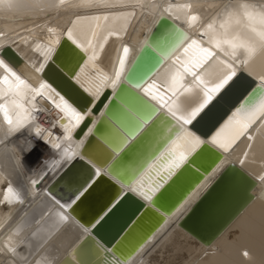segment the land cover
Segmentation results:
<instances>
[{"label": "bare ground", "instance_id": "1", "mask_svg": "<svg viewBox=\"0 0 264 264\" xmlns=\"http://www.w3.org/2000/svg\"><path fill=\"white\" fill-rule=\"evenodd\" d=\"M81 3L82 0H66L63 5L56 7L59 0H14L15 6L7 9L4 7V0H0V45H13L8 53L13 57L14 70L22 79L32 83L25 73H30L33 66H38L39 62H42V56L49 45L55 49L53 61L73 79L74 73L79 71L76 67L77 63L83 66L81 57L87 58L91 52L86 54L74 52V46L66 39L59 47L55 44V40L61 41L65 30L69 27L73 28L74 34L81 41L91 38L93 30L96 31L93 40L94 51L102 64H109L115 54L111 70L106 69L97 60L88 61L85 73L80 79L82 82L99 83L101 77L113 75L122 55L123 45L126 43L131 49L126 62L127 70L148 35L155 28L162 12L188 33L189 43L191 39H197L204 47H209L208 41L213 34L208 33L203 37L199 34L201 31H206L207 23L215 21L217 30L223 31L219 29L221 23L227 22L231 27H236L239 16L234 15L229 18L227 12L236 13L238 5L246 3L250 6V10L255 12L264 10V0H108V6L95 4L76 6ZM169 3L193 4L201 17L200 21L195 26H189L181 10L172 11L171 15H168L165 9ZM204 7H207V11ZM102 14H107L108 19L97 21L95 17ZM177 16L179 19H175ZM97 23L100 25L98 29H96ZM245 23L240 19L239 28L243 29ZM49 28L52 29L51 32L48 31ZM113 32L117 35H110ZM197 55L199 53L193 50L184 56L181 48L171 59L167 61L163 59L158 70L156 69L149 76L150 78H146L145 86L156 81L158 85L167 88L163 82L162 72L170 67L176 70L178 65L173 63L175 56L189 59ZM238 55L241 59H247L243 53ZM217 56L223 58L219 52ZM22 69L24 71H21ZM223 72V65L219 64L217 59L211 60L201 70L209 86L211 82L217 81L218 75H222ZM240 72L243 74L238 75V78L217 94L211 102H215L218 96L235 82H241L242 86L236 88L233 93L234 105L228 111L230 115L217 130L205 139L192 129L204 112L194 122V126H191V130L201 139L210 140L238 107L250 106L249 94L259 84L257 75L264 73V51H261L244 69H238V73ZM183 83L187 87L191 83V77H186ZM36 86L33 84V87ZM3 87L5 86L0 85V89ZM172 87L178 88V102L189 110L191 109L189 102L201 93H184L182 88L173 83ZM107 89H111L110 81L101 88V95L98 98L86 93L87 96L83 100L86 108L78 110L90 112L91 118L86 121V127L81 125L83 131L78 129V135L76 132L73 133L71 140L65 139L63 135V125L60 123L63 113L54 105L45 104L41 98L32 100L29 95L26 107L32 105L38 109L41 106V112L32 113V116L28 117L30 128L22 129L21 133H15L11 137L5 136L9 126L0 113V249L9 239L13 244L23 241L24 247L23 250H18V256L26 259L17 258L15 264H36L42 257H46L49 264H264V182H247L244 186L237 176L236 167L226 173L210 190L202 201L197 215L180 224L182 218L228 164L232 162L238 164L251 177L264 175V116L251 127L249 134L253 137L252 140L247 139L246 136L242 137L228 151L213 145L222 155L208 173L204 174L199 171L197 165L188 162L189 167L185 166L180 172L183 177L186 175L185 182L181 185L177 184L171 194V198L180 201L178 206L174 210L163 207L170 214L160 213L164 221L142 239L127 258L122 260L114 254L112 258L105 257V248L93 236L90 239L87 237L90 226L84 225L68 212L66 214L71 216L72 222L57 224L52 202L46 193L50 191L57 199L63 197L62 203L70 202L67 198L88 179L90 175L88 160L80 152L83 145L78 148L77 144L88 140L87 129L93 128L100 116V113L93 112V109ZM259 96L260 92L257 91L252 99L258 100ZM3 102L4 100L0 99V103ZM20 102L24 103V101ZM32 120L35 126L31 123ZM37 126L42 130V135L45 132L52 134L53 139L61 145L59 150L50 149V145L46 146L41 142L40 137L32 130ZM32 146L34 149L29 152ZM65 149L69 153L78 152L84 160L81 161L79 157L74 156L70 160L62 161L61 156ZM245 153H247L246 163L242 166L240 160L245 159ZM110 155L112 156L113 153L101 152L99 160H109ZM193 159L200 165L208 162L212 164L214 160L208 153L203 156L202 152ZM53 161L61 166L53 170ZM167 162V157L161 159L157 165L159 172L153 169L145 176L144 190L150 189L161 180L165 175ZM45 172L48 173V178L39 189L33 188L29 181ZM143 174L142 172L141 175ZM5 177L13 187L21 191L25 200L23 205L4 203V196L7 195ZM139 178L140 176L137 179ZM122 187L124 191L128 190L126 185L123 184ZM103 213L101 212L91 224H94ZM33 233H36V236H33ZM41 244H44L43 248ZM244 251L249 252L248 257L242 255ZM0 264H13V259L0 253Z\"/></svg>", "mask_w": 264, "mask_h": 264}, {"label": "snow or ice", "instance_id": "2", "mask_svg": "<svg viewBox=\"0 0 264 264\" xmlns=\"http://www.w3.org/2000/svg\"><path fill=\"white\" fill-rule=\"evenodd\" d=\"M65 2L66 0H59V4L56 5V7L63 5ZM93 4L108 6V0H82V3L76 6H92ZM14 6V0H4L5 8L11 9ZM175 10L184 12L185 22L189 26H195L201 19L199 13L191 3L178 5L169 3L165 12L171 15L172 11ZM234 15L239 16V19L236 20L235 28L231 27L226 22L219 25V29L223 31H218L216 22L212 21L207 23L206 31H201L199 33L202 37L208 35V33L213 34L212 38L208 41L209 47H204L201 41L197 39H191L189 43L190 37L188 33L179 28L174 21H169L167 23V28L168 36L171 38V44L166 49L159 48V45H157L159 53H157L155 49L152 51V57L149 59V62L155 60L158 63L160 62L161 54L164 61H167L181 48H183L184 56H187V54L193 50L199 53L195 58L189 59H182L181 56H175V60L173 61L175 65H178L175 73L171 77L173 85H178L179 88L183 89L184 93L202 92L203 94V99L198 106L192 107L190 110L178 102L177 87L170 86L164 88L163 85H158L156 81L147 83V86H145V76L135 70V66L140 64L143 58L141 53L137 54L138 59L133 61V66L126 70V62L131 51L127 43L123 45L122 55L119 57L118 66L115 67L112 76L101 77L99 83L82 82L80 77L85 73V67L88 61H95L98 58L94 51L95 46L93 44L96 31L93 30L91 38L81 41V39L74 34L73 28L69 27L65 30L64 38L74 46V52L85 54L91 52V55L87 58L81 57L83 66L77 63L76 67L79 68V71L74 73L73 79L75 83L89 96L98 98L101 95V88L110 81V88L116 90L115 95L120 97L124 104L128 105V109L115 104L109 108V114L123 128L124 133H126L122 134L116 129H111L109 131L108 137L106 138L113 144L116 153H120L121 149H125L126 146L127 151L131 152L145 137L156 131L161 124H164L166 130L172 132L174 136V138L169 137L170 143L166 141L168 146L163 147V150L160 151L158 155L154 156L151 162L145 165L147 171L141 168L136 173V175L140 176L139 179H136V176L128 175L123 164V158L116 159L115 162L110 165L109 172L119 177L120 180L126 181L128 191L124 192V187L118 189L116 195L113 197L114 203L113 201L109 202L112 207L108 209L106 215L115 210V208L122 203L123 199H126L128 195L133 193L138 194L145 200L152 201L153 195L163 187L164 181L171 179L175 174V170L180 169L181 166L188 161V158L193 153H196L198 149L203 150L207 148L208 144H212L224 151H228L241 137L246 136L249 140L253 139L249 134L250 129L260 117L264 116V73L257 75L259 84L257 88L253 89L252 93L249 94L250 106L241 105L238 107L232 116L228 118L226 123L211 136L210 140L205 141L201 139L200 136L196 135V133L191 130V126H194V122L197 121L201 113L214 100L215 96L237 79L238 75L243 74L242 72L238 73V69H244L261 51H264V10L260 12L252 11L250 10V6L245 3L237 6L236 13L231 11L227 12L229 18H232ZM79 18L80 17H77V19ZM95 19L97 21L101 19L107 20L108 15H97ZM175 19H179V16ZM240 19L246 22L243 29L239 28ZM165 21H167V16L162 12L157 23H163ZM99 27L100 25L97 23L96 29ZM48 31L51 32L52 29L49 28ZM110 35H117V33L113 32L110 33ZM55 44L60 45L61 41L57 39L55 40ZM144 44L148 48L152 47L147 39ZM12 46L13 45H0V70H2V74H0V85L5 86L0 89V99L4 100L3 103H0V113H2L5 122L9 126L5 136L11 137L15 133H21L22 129L31 127L28 117L31 115L32 111H39V109H29L26 107L30 95L32 100L41 98L45 104L54 105L59 112L63 113L60 117V123L63 125V135L65 139L71 140L74 132L78 135V129L83 131L81 125L86 127V121L91 118V113L88 111H79L77 107L73 106V103H70L69 99L65 98V95L61 94V92L53 86V83L50 82L49 79L44 78L47 76L50 63L53 61L55 49L49 45L42 56V62H39L38 66H33V70L30 73H25L32 81V83H29L28 80L22 79L21 75H18L17 71L14 70L12 66L13 57L10 56L7 51V49ZM213 49H215V51ZM217 52L222 54V59L217 56ZM238 53L245 54L247 59H241ZM213 59H217L218 63L223 65L224 72L217 81L211 82V86H209V82L205 80L201 70ZM230 60L231 62H229ZM21 71L24 70L22 69ZM93 71H95L94 68ZM186 77H191V83L187 87H185L183 83ZM33 84L37 86L33 87ZM132 89H136V91L133 92ZM141 90L142 95L139 94ZM257 91L260 92V96L258 100H253L252 98L255 97ZM127 93H132L134 95L135 103L129 102L128 96L126 95ZM20 101H24V103ZM41 132L42 130L38 126L34 128V133L36 136L40 137L41 142L45 143L46 146L50 145V149H60L61 145L53 139L50 132L44 135H42ZM87 133L91 135L93 133V128H88ZM137 137H139V139H136ZM83 144L84 141H80L77 147L79 148ZM33 149H29V152ZM74 156L79 157L81 161L84 160V157L80 156L78 152L69 153L67 149H65L64 154L61 156V160L67 161ZM165 157H167L168 160L165 175L150 189L144 190L145 176L149 175L153 169L159 172L157 165L159 161ZM246 157L247 153H245V159L240 160L242 166L246 163ZM109 158H112V156L110 155ZM93 160H96L101 166L107 163V160L101 161L95 156L87 161L90 175L88 179L67 198L70 202L62 203L61 199H64L63 197L57 199L50 191L46 193L52 202L53 214L56 217L58 225L72 222L71 216L66 214V212L69 210L74 211L78 202L93 188L97 181L105 176L101 168L95 166ZM60 166L61 165L57 164L56 161H53V170ZM142 172L144 173L143 175H141ZM93 176L96 178L95 180L92 179ZM47 178L48 173L45 172L38 178L31 179L29 183L33 188L39 189ZM245 179L249 183H255L257 181L264 182V175L251 178L245 176ZM89 181H91V183H89ZM5 184L7 195L4 196V203L6 205H23L25 200L21 191L13 187L12 184L7 181L6 177ZM121 193H124V195L121 196ZM72 197L75 198L73 199ZM116 197H120V199H116ZM104 218L106 217H101L96 220L94 224H90L89 226L95 229L103 222ZM85 231H87V229H85ZM18 234L19 233H17V235ZM33 236H36V233H33ZM88 237L89 239L91 238V233H88ZM45 243H47V241ZM23 247V241L13 244L11 239H9L8 243L0 249V253L11 256L13 264H15L17 258L21 260L26 259V257L18 256V250H23ZM43 247L44 244H41V248ZM242 255L248 257L249 252L244 251ZM36 264H49V262L46 257H42Z\"/></svg>", "mask_w": 264, "mask_h": 264}, {"label": "water", "instance_id": "3", "mask_svg": "<svg viewBox=\"0 0 264 264\" xmlns=\"http://www.w3.org/2000/svg\"><path fill=\"white\" fill-rule=\"evenodd\" d=\"M169 21L172 20L167 18V21L163 23H156L155 28L147 38L148 43L152 47L148 48L143 44L138 51V53L142 54L143 58L140 64L135 66V70L141 75H144L145 80L153 74L163 62L162 54L159 63L155 60L149 62V59L152 57L153 49L159 53V48H167L171 44V38L168 36L167 28V23ZM179 28L181 27L179 26ZM63 40H65L64 36L62 37L61 42ZM157 45H159V48ZM9 50L10 48L7 49V51ZM137 54L133 61L138 59ZM114 55L109 64H102L98 59L97 62L99 61L106 69L111 70ZM133 61L127 70L133 66ZM44 78L49 79V81L53 83V86L56 87L61 94L65 95V98L69 99L70 103H73V106L77 107V109L84 110V108H86V104L83 103V100L86 98L87 94L75 83L72 76L67 75L56 62L52 61L50 63L48 74ZM240 86H242L240 81L235 82L231 87L226 89L222 95L220 94L216 101L210 103L203 111L204 113L202 112V117L192 129L203 138H209L210 134L217 130L222 122L230 115L228 111L231 106L234 105L232 104L233 93L236 88H240ZM132 91L135 92L136 89H132ZM115 92V89H107L97 104H95L93 112L100 113V116L93 126V133L89 135L88 140H86L80 149L81 154L87 160L92 159L93 156L99 160L101 152L103 153L105 151L113 153L112 158L107 160V163L103 166H101L100 163H97L96 160H93V163L101 168L102 172L105 173V176L97 181L93 188L84 196L85 199L83 198L82 201L75 206V210H69L68 213L84 225L89 226L101 212H104L101 216L106 217L103 219V222L95 229L90 227L91 236H93L105 248V257L109 259L112 258V254H114L116 257L123 260L132 254L133 250L142 239L147 237L156 226L164 221L161 214H170L168 211H165L164 208L174 210L176 206H178V202L180 201L171 198V194L174 192V187H176L177 184L181 185L185 182L186 175L184 177L180 175L182 169L192 162L201 169H199V171L206 174L218 162L216 160L221 158L222 154L212 144H208L207 148L203 150L198 149L196 153H193L188 158V161L182 165L180 169L175 171V174L171 179L164 182L163 187L153 195L152 201L145 200L133 193L128 195L126 199H123L122 203H120L115 210L106 215L108 209L112 207L109 202L113 201V197L116 195L118 189L122 187L123 184L126 185V181L120 180L119 177H116L113 173L109 172L110 165H112L116 159L123 158V164L128 175L136 176L137 179L138 175H136V173L141 168H144V170L146 169L145 165L151 162L154 159V156L158 155L159 152L163 150V147L167 146L166 141L170 143L169 137L174 138L173 133L167 131L164 124H161L156 131L145 137L131 152L127 151L126 146L125 149H121L120 153H116L112 144L109 142V139L106 137H108L111 129H116L122 134L126 133H124L123 128L109 114V108L115 104L128 109V105L124 104L123 100L115 95ZM139 94L142 95L141 92ZM126 95L128 96L130 103H135L134 95L132 93H127ZM136 139H139V137ZM240 139L237 140L232 148L240 141ZM201 152L203 153V156L208 153L211 158L214 159L212 160L213 163H202V165L197 163L193 158L198 156ZM190 167L193 168V166ZM235 167L238 168L237 176L239 177L240 183L246 186L248 181H246L245 176L250 178L251 176L238 164L233 162L228 164L182 218L180 221L181 225L186 219L197 215V212H199V209L201 208L202 201L208 195L210 190L226 173ZM192 172L196 173L195 170ZM198 174L201 176L200 172ZM92 179L95 180L96 178L93 176ZM200 179H202V177H200ZM89 183H91V181H89ZM127 191L128 190H125L124 192ZM120 195L123 196L124 193H121ZM116 199H120V197H116ZM103 209H105V211Z\"/></svg>", "mask_w": 264, "mask_h": 264}, {"label": "rangeland", "instance_id": "4", "mask_svg": "<svg viewBox=\"0 0 264 264\" xmlns=\"http://www.w3.org/2000/svg\"><path fill=\"white\" fill-rule=\"evenodd\" d=\"M206 8H207V7H204V10H205V11H207ZM208 10H209V9H208ZM0 34H1V33H0Z\"/></svg>", "mask_w": 264, "mask_h": 264}]
</instances>
